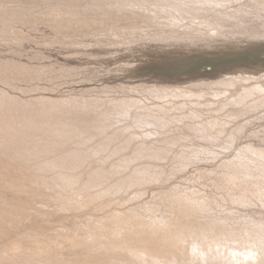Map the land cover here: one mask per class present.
<instances>
[{"label":"rangeland","instance_id":"obj_1","mask_svg":"<svg viewBox=\"0 0 264 264\" xmlns=\"http://www.w3.org/2000/svg\"><path fill=\"white\" fill-rule=\"evenodd\" d=\"M118 1L0 0V264H262L264 0Z\"/></svg>","mask_w":264,"mask_h":264},{"label":"bare ground","instance_id":"obj_2","mask_svg":"<svg viewBox=\"0 0 264 264\" xmlns=\"http://www.w3.org/2000/svg\"><path fill=\"white\" fill-rule=\"evenodd\" d=\"M124 1H127V0H123V2L121 1V4H122V3H125ZM128 1H129V2H127V3H128V5H129V4H130V0H128ZM131 1H132V0H131ZM133 1H135V0H133ZM112 2L114 3V1H112ZM116 2H117V0H116ZM118 3H120V0L118 1ZM118 3H117V4H118ZM133 3H134V2H133ZM107 4H108V3H107ZM111 4H112V3H111ZM125 4H126V3H125ZM131 4H132V2H131ZM138 4H139V3H138ZM126 5H127V4H126ZM126 5H125V8H126ZM115 6H118V5L115 4ZM121 6H123V5H121ZM130 6H131V5H130ZM110 7H111V6H110ZM123 7H124V6H123ZM127 9H128V8H127ZM174 14H175V13H174ZM171 17H172V16H171ZM171 19H172V18H171ZM174 19H175V18H174ZM131 251L133 252L134 250H131ZM223 251H224V250H223ZM231 252H233V251H230L229 254H236L235 252H234V253H231ZM240 252L243 254L242 251H240ZM240 252H238L237 255H238ZM248 252H250V251H248ZM16 253H17V252H16ZM24 253H25V250H24ZM137 254H138V253H137ZM248 254H249V253H248ZM243 255L245 256V254H243ZM132 256H133V255H132ZM230 256H231V255H230ZM234 256H235V255H234ZM238 256H240V255H238ZM238 256H237V257H238ZM246 256H248V255H246ZM135 257H138V256H135ZM145 257L149 258V256H145ZM145 257H144V258H145ZM157 257H159V260L162 262V264H171V262H170L169 260H167V259H165V258H163V257H160V256H157ZM157 257H156V258H157ZM232 257H233V256H232ZM241 257H242V255H241ZM241 257H238V258H240V260H242ZM234 258H235V257H234ZM238 258H237V260H238ZM244 258H246V257H244ZM244 258H243V259H244ZM247 258H248V257H247ZM250 258H251V257H250ZM252 258H253V257H252ZM110 259H111V258H110ZM137 259H138V258H137ZM139 259H140V258H139ZM145 259H146V258H145ZM150 259H152V258H149V261H150ZM157 259H158V258H157ZM157 259H154V258H153L154 261L157 260ZM235 259H236V258H235ZM244 260H245V259H244ZM244 260H243V261H244ZM247 260H249V259H247ZM247 260H245V261H247ZM253 260H254V259H253ZM97 261H98V260H97ZM99 261H101V260H99ZM137 261H138V260H137ZM250 261H251V259H250ZM250 261H249V264H250ZM254 261H255V260H254ZM254 261H253V262H254ZM87 262L89 263V261H87ZM109 262H110V261H109ZM145 262H147V261L145 260ZM157 262H158V261H157ZM157 262H156V263H157ZM240 262H241V261H240ZM81 263H82V262H81ZM88 263H86V264H88ZM158 263H159V262H158ZM238 263H239V261H238ZM238 263H237V264H238ZM242 263H244V262H241V264H242ZM247 263H248V262H247ZM251 263H252V262H251ZM255 263H256V262H255ZM84 264H85V263H84ZM97 264H98V263H97ZM100 264H101V263H100ZM153 264H154V262H153ZM172 264H173V262H172ZM252 264H254V263H252ZM256 264H258V263H256ZM262 264H264V262H263Z\"/></svg>","mask_w":264,"mask_h":264}]
</instances>
